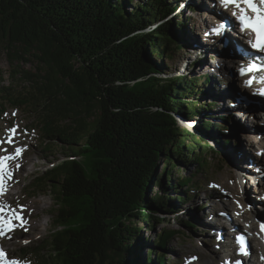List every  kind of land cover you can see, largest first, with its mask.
<instances>
[{
    "label": "trees",
    "instance_id": "trees-1",
    "mask_svg": "<svg viewBox=\"0 0 264 264\" xmlns=\"http://www.w3.org/2000/svg\"><path fill=\"white\" fill-rule=\"evenodd\" d=\"M170 8L172 0H0V52L19 67L7 85L0 70V118L7 105L33 112L49 167L28 192L56 208L48 237L25 248L36 264H165L160 250L191 225L178 204L201 184L174 168L205 174L216 104L204 98L209 78L157 76L176 71L189 49L187 24L168 19ZM176 114L200 118L196 133ZM56 145L66 153L57 157ZM171 213L178 228L165 220ZM161 223L140 255L143 230Z\"/></svg>",
    "mask_w": 264,
    "mask_h": 264
},
{
    "label": "rangeland",
    "instance_id": "rangeland-1",
    "mask_svg": "<svg viewBox=\"0 0 264 264\" xmlns=\"http://www.w3.org/2000/svg\"><path fill=\"white\" fill-rule=\"evenodd\" d=\"M211 1H214L218 5V0H211ZM137 2L138 1H134L135 4ZM211 6H214V5L210 4V7ZM181 7H182V3L180 2L179 10L181 9ZM202 15H206V14H201V16ZM197 17L198 18L194 19V22L196 23V26H194V28L198 30L199 28L197 27V25L201 24L200 23L201 20L199 16ZM207 19H210V18L207 17ZM227 36H231V34L228 33ZM230 48L233 51H235L234 47L230 46ZM232 50L231 52L233 53ZM191 56H190V53H187L185 55L186 58L184 57L185 58L184 61L179 60L178 62H176V66L179 69L177 74H179L181 70L183 69L185 61L190 62L192 60ZM209 56H210L209 61H212L213 59L212 54ZM174 61L168 62L171 65L173 64L172 68H174L175 66ZM210 65H209V70H212L213 72L212 74L214 76L218 75L216 74L218 73L217 65L216 67L213 66V69H210ZM19 66H20V69L28 70V69H34L35 64L32 62L31 63H21L19 64ZM17 68L19 67H17L16 63L11 64L8 58L6 57L5 52L1 51L0 52V70L3 73V80H5V82L3 83L4 85H7L11 82L10 75L12 71L17 70ZM227 74L231 76V79H232L231 82L234 85V87L242 88L244 86L243 80L240 81L239 77L238 79L236 78V70L234 68H229ZM216 77L218 78V76ZM224 85L218 86V89L223 90ZM227 92L229 93L228 94L229 96L228 105H231V104L238 105V103H235V99L233 97L232 92L229 89H227ZM242 92L246 94H250L251 90H246V91L243 90ZM198 102L199 104L203 103L202 101H198ZM17 109L18 110L12 108L11 106H8L7 113L0 120V142L1 141L3 142L7 136L12 135L13 138L11 140H14L17 149L20 150L19 154H17L16 152V156L18 158L20 157L21 153H24V155L26 156H24L23 159H24V162L26 163L24 165L25 168L18 167L19 161L15 162L10 168L11 174L8 179L10 184L8 185L7 192H6V195L3 197V200L5 203L10 204L12 207H14L15 212L18 211L19 213L20 212L22 213V215L25 217L24 220H26V225H23L21 227L22 228V230H20L21 232L5 237L3 240V243L8 248V253L10 257H12V259L19 260L27 264H32L31 260L34 261V259L30 255L24 254V251L26 250L25 248H30V247L33 248V246H37L38 242L43 241L45 238L48 237L52 229V223L54 220L53 217L56 212V208L53 206V201L48 195L47 196L42 195V194H32L31 195L28 192L30 189V187L28 186V183L30 182V180L35 178L34 177L35 172L38 171L39 169L43 171L45 170L46 167L48 168L49 166L47 165L46 160L43 159L45 157V154L42 153V147L39 145V142H38L39 136L41 135L42 131L39 128V124L36 125V122L34 121V117L32 116L33 112L28 113L23 108H17ZM217 111L219 113L220 108L219 110H216V109L213 110L212 113H216ZM177 118H178V122L180 121L179 124L181 123L184 126L185 124L182 123L179 116ZM190 128L193 129L192 126ZM189 131L191 132V130ZM232 136H234L233 139L236 145L228 148L226 152L229 154L230 158L234 162H237L234 157L235 149L240 146L243 147V149H245L244 147L245 142L243 141V137L245 138V136L243 135L241 136L240 133H234V135ZM219 137H222L221 139H224V137L226 136L221 135V136H218V138ZM246 148H247L248 153L251 154L252 157H254L253 153L256 152L257 149H255L254 147L250 145H248V147ZM53 151H56L54 152V154L56 153L55 155L57 157L61 155L60 153H66L65 151H62L61 148L57 145L55 146V148H53ZM216 151L219 152V150H216ZM2 152H3L2 149H0V157L2 155ZM49 159H52V157L49 156ZM158 163H159L158 164V174H159L163 168V160H160ZM251 167H253V165ZM194 169H195V166H193L192 164H187V166L184 167V170L180 171V174H178V176L183 178L185 177L187 173L189 174L190 172H193ZM222 178H225L229 184L230 182L231 184H233V182L236 181L234 179V173L233 172L231 173L226 168V165L223 159L222 158L220 159L218 156L211 154L210 161H209V167L208 169L207 167H205V174L196 175V178L193 180L195 182L198 181L199 183L203 184L204 187H201L199 191L192 192L193 195L190 199V203L185 204V208H187L188 211L191 212L190 215L194 217L195 222L193 221V219H191L192 220L191 222L193 223V225L187 228L186 227L184 228L183 226L179 225L180 232L178 233L177 238L171 241L167 245L166 248L161 250L162 253H164V257H165L164 259L168 260L169 264H187L184 262L183 258L185 256L192 257L190 256V252L197 251L198 249L202 251H207L209 253H213L216 255L219 254L216 251L215 247L212 246L211 243H209L210 239L204 236V231L201 229L200 225L197 224L196 226H194L195 225L194 223H196L197 220L202 222L203 221L202 217H204V215L208 213H210L211 217L215 219L217 218V213L220 212L222 208H225V210L227 209L225 204L229 202H230L229 204L231 203L236 204L234 203L236 200L229 197V195L232 196V194L228 187V184L225 183L226 184L225 187L219 186ZM215 183L218 186H216ZM243 186H244V191L248 192L249 187L247 186L249 185L247 184V182H243L242 188ZM157 191H159V186H154V187L151 186V191L149 192V195L154 196L155 192ZM211 192H213V195H215L213 197L221 198L222 200L216 199L214 201L216 203L215 205L212 204L213 201L211 202V204L206 202V207L204 208V210L200 212L199 210L195 208V205L204 203L206 198L210 196ZM11 193L14 194V196L8 197L7 194H11ZM170 193H173V192L171 191ZM249 199H252V198H249ZM254 203L255 202H253V204ZM179 205H180V202H179ZM235 207H237V205H235ZM261 208L262 210H264V206ZM262 210L260 211V213H262V215H260L261 217L264 215ZM175 214L176 213H171V216L166 217L165 220H169L171 222L172 227L178 228L177 224L173 222L175 220L174 218H176ZM190 215H186L185 217L183 215L181 216L180 214L179 218L181 217V220L182 219L190 220L188 218L190 217ZM222 215H223L222 212L218 214L219 217ZM162 226L163 224L161 223L159 224V226L155 227V229L149 230L146 228L143 230L144 236L148 237L149 241L144 244L142 251L141 252L139 251L140 255L144 256L145 254L149 252L150 248L153 247L152 239L154 238V232L155 231L158 232L159 228H161ZM251 226L254 228L255 225L251 224ZM254 229L256 230V227ZM219 255L220 257H222L221 254Z\"/></svg>",
    "mask_w": 264,
    "mask_h": 264
},
{
    "label": "bare ground",
    "instance_id": "bare-ground-1",
    "mask_svg": "<svg viewBox=\"0 0 264 264\" xmlns=\"http://www.w3.org/2000/svg\"><path fill=\"white\" fill-rule=\"evenodd\" d=\"M206 1H208V0H206ZM183 3H184L183 8L193 7V8L198 9L200 13H202V11H203L201 6H200L201 5L200 0H198V1H196V0H184ZM216 17L218 18L219 15L217 14ZM216 36L219 38H223L220 34H217ZM223 47H225V46H224L223 41H221L219 49H221ZM225 48H229V47H225ZM212 57H214V56H212ZM236 58L237 57H235V59ZM212 64H215V62L213 61ZM243 88L245 89V85L243 86ZM232 94H233V97H236V95L233 92H232ZM228 109L230 111L237 113L239 116H241V117H239L240 119L244 118L243 115H241V112L237 108L231 106ZM249 121H251V120H249ZM234 133H240L241 136L242 135L245 136V138L243 137V141L245 142V146H244L245 149H243V147H241V146L235 149V156L234 157H235L237 162H234L230 158V156L227 152H226V154L231 159V163L233 164V162H234L235 166H237L245 174V178L247 180H250V179L256 180V178L258 177L259 171L261 170V168L263 166L262 158H264V149L258 145V141L255 139V137L250 136V133L247 132V130L244 126H240L238 128V130H236ZM234 133L232 135H234ZM233 141H234V139H233ZM235 145H236V143L233 146H235ZM248 145L257 149V151L253 153L254 157H252V155L248 153L247 148H246V147H248ZM252 165H253V167H251ZM20 166H21V164H20ZM259 168H260V170L257 172V170ZM225 183L228 184V187L231 191L233 198L239 199L238 198V193H239L238 184H236L235 182H233V184H231V182H230V184H229L225 178H222L219 186L225 187V185H226ZM250 189L252 192L251 186L249 188V191H250ZM255 191H257L256 188H255ZM244 197H246V195H244V193H243V199H244ZM211 202H210V204H211ZM248 202H249V211L245 210L244 207H241V208L239 207V205H241V202H240V204L239 203L229 204L230 203L229 202V203L225 204V206L227 207L226 210H225V208H222L220 210V211H223L225 213L224 217H219L217 215V218L214 219L211 217V214L208 213V214L204 215L205 218L202 217L203 223L201 221L197 220L196 224L200 225L201 229L204 231V236L206 238H209L210 240L212 239V242H211L212 246H214L215 243L224 242L223 247L225 249H230L232 247L231 241L229 240V237L226 235V232H225L226 230L236 231L237 229H240L241 232L247 233L249 236H251V238H249L251 241L250 242L251 243L250 248L253 249L256 253L255 261L257 264H260L259 256H264V244H263V240H261V236H260V238L257 236V234L254 232L255 229L251 226V224L258 225L256 227V231H258V227L260 226L259 223L262 221V218L264 217V215L261 217L260 215H262V213H260V210H262V209H256V208L260 204L264 206V200H262V198H260V199H258V201L253 200V201H248ZM253 202H255V203L253 204ZM212 204L215 205L216 203L212 202ZM235 205H237L238 208L235 207ZM189 214H191V212H189ZM228 214L231 216V218H229V219L227 218ZM16 217H19V219H17ZM24 219H25V217L22 215L21 212L18 213L17 215H14L15 224L19 221L26 222V220H24ZM221 219L223 221L221 224L223 226V232H221L219 234V229L217 228V225L219 223H214V221H217V220L221 221ZM190 256H192V257H186L185 256L183 258L185 263H187V264H200V263L201 264H222V262H223L222 257H220L219 254L216 255L213 253H209L207 251H202L200 249H198L197 251L190 252ZM234 256H235V252L232 251V257H234Z\"/></svg>",
    "mask_w": 264,
    "mask_h": 264
},
{
    "label": "snow or ice",
    "instance_id": "snow-or-ice-1",
    "mask_svg": "<svg viewBox=\"0 0 264 264\" xmlns=\"http://www.w3.org/2000/svg\"><path fill=\"white\" fill-rule=\"evenodd\" d=\"M221 4L225 7L232 5L238 9V20L243 31L245 28L251 29L256 33V41H249V45L258 53H264V8H260L255 3V0H220ZM260 4H264V0H260ZM251 10L254 15L249 16L247 12ZM233 16H237V12H233ZM225 24H220L217 26L215 31L219 33L223 30ZM259 70L257 66L251 61L248 62L247 67L240 68V74L244 75L246 72H252ZM251 80L246 81V84H251ZM261 94H264L262 92ZM14 131V130H12ZM10 142V141H9ZM19 154V150H17ZM9 159L8 157H0V172H3L5 169L4 161ZM2 211V209H0ZM19 219V217H16ZM0 222H3V217H0ZM261 230L264 231V223L261 224ZM3 232V229H0V233Z\"/></svg>",
    "mask_w": 264,
    "mask_h": 264
},
{
    "label": "water",
    "instance_id": "water-1",
    "mask_svg": "<svg viewBox=\"0 0 264 264\" xmlns=\"http://www.w3.org/2000/svg\"><path fill=\"white\" fill-rule=\"evenodd\" d=\"M207 146L206 148H208L207 150L210 151V155H215V156H218L220 159L222 158L225 165H226V168L232 173V170L227 162V160L225 159V157L218 151L215 150V148H213L212 146H210L208 143H207ZM234 179L236 180V177H235V174H234Z\"/></svg>",
    "mask_w": 264,
    "mask_h": 264
}]
</instances>
